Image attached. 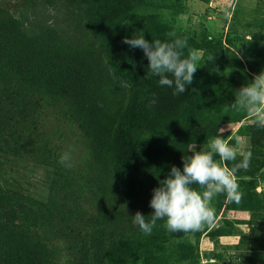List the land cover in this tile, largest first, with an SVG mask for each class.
Instances as JSON below:
<instances>
[{"label": "trees", "instance_id": "16d2710c", "mask_svg": "<svg viewBox=\"0 0 264 264\" xmlns=\"http://www.w3.org/2000/svg\"><path fill=\"white\" fill-rule=\"evenodd\" d=\"M153 1L18 0L17 11L0 2V264H169L177 254L172 248L162 255L176 238L163 220L145 235L132 216L139 211L150 221L153 190L173 166L183 170L190 145L200 150L212 137L228 139L224 125L250 118L231 105L259 74L264 20L248 49L250 73L240 80L230 74L220 82L208 67L220 54L225 66L222 39L176 34L187 39L185 56L190 50L203 56L193 83L173 95L174 87L150 73L143 49L123 43L141 31L150 43L174 39L172 28L140 14ZM52 114L57 123L47 134ZM66 125L80 134L79 164L59 162L57 143L73 135L62 131ZM247 129L256 156L236 173L241 199L216 196L214 221L206 225L226 210L249 213L247 221L225 220L214 242L238 237L236 261L264 264V193L256 190L264 179V128ZM17 162L46 171L41 195L15 178ZM211 251L207 257L223 260V252ZM197 263L187 257V264Z\"/></svg>", "mask_w": 264, "mask_h": 264}, {"label": "rangeland", "instance_id": "374dc122", "mask_svg": "<svg viewBox=\"0 0 264 264\" xmlns=\"http://www.w3.org/2000/svg\"><path fill=\"white\" fill-rule=\"evenodd\" d=\"M2 1L11 2L7 6L11 5L17 11V6H13L18 0H0V2ZM153 2H155L153 6L142 7L139 11L146 22L169 26L176 34H190V36L196 37L207 35L211 39H222L221 53H224L225 66L221 63L220 54V57L214 59L211 66L208 67L212 73L219 76V79L228 77L230 74H236L237 80L246 77L244 70L249 72V62L252 61L251 56H248V49L254 42L253 36L259 34V26L264 20V0H155ZM167 6L169 8H166ZM229 39L232 41L231 44L228 43ZM262 46L264 48V42ZM196 52L200 57L199 60H201L203 52ZM257 66L258 73L264 71V60ZM219 81L223 82L221 79ZM50 120L44 128L47 134L52 132L57 123L54 114ZM252 124H254L253 118L245 119L242 124L224 125L221 132L229 133L228 139L233 145H235V137H241L244 142V150H250L253 154L252 157H255L256 153L251 146L247 132V126ZM62 131L66 133L73 131V135L67 134L68 143L58 142L57 145L61 147L64 154L69 155L74 163L79 164L80 156L84 152L79 132L76 129L72 130L67 125L63 126ZM26 163L17 162L15 165L17 176L15 178L21 179L23 185L35 196L41 195L49 182L46 171L43 168L33 166L32 163H29L31 166H24ZM24 168H33V171H23ZM5 169L10 176L13 175L10 173V167L6 166ZM256 190L259 193H264V179H259ZM219 214L217 220L209 228L205 224L199 231L175 232L176 238L167 244L171 246L162 253L166 257L167 251L172 248L174 253H177L168 260L169 264H187V257L190 256L195 257L196 261L198 260L197 264H239L235 259L238 253L234 249L239 238L219 237L215 243L216 237L213 232L221 227L225 220L228 222L247 221L250 219V214L228 210ZM240 228L243 233L249 234L250 229L247 225L242 224ZM211 249H218V251L223 252V260L218 261L207 257L206 253ZM211 252L215 253L216 250ZM192 253L193 255H190ZM184 257L186 259L181 260Z\"/></svg>", "mask_w": 264, "mask_h": 264}, {"label": "clouds", "instance_id": "9594fccd", "mask_svg": "<svg viewBox=\"0 0 264 264\" xmlns=\"http://www.w3.org/2000/svg\"><path fill=\"white\" fill-rule=\"evenodd\" d=\"M168 36L174 39L170 42L156 39L150 43L141 31L131 39L125 37L123 43L143 49L150 73L160 77L161 86L174 87L173 95H178L193 83L200 57L195 50L184 55L186 38L176 37L175 32ZM231 107L245 111L254 124L264 128V71L239 89ZM189 152L191 155L184 156L183 170L173 166L167 178L153 190L150 207L154 211L150 221L139 211L132 216L133 223L145 235L152 234L159 220L164 221L169 232L199 231L214 221L212 201L216 196L225 194L236 202L241 199L236 173L248 168L253 155L250 150H244L241 137L236 136L233 145L218 135L209 139L207 148L197 150V146L190 145ZM238 155L242 158L240 162L229 168L226 162L236 161ZM68 160L69 155L64 154L59 162L66 165Z\"/></svg>", "mask_w": 264, "mask_h": 264}]
</instances>
